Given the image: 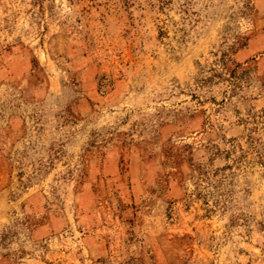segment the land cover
Here are the masks:
<instances>
[{"label":"rangeland","instance_id":"obj_1","mask_svg":"<svg viewBox=\"0 0 264 264\" xmlns=\"http://www.w3.org/2000/svg\"><path fill=\"white\" fill-rule=\"evenodd\" d=\"M0 264H264V0H0Z\"/></svg>","mask_w":264,"mask_h":264}]
</instances>
